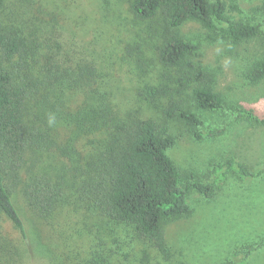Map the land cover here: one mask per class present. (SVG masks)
Segmentation results:
<instances>
[{"label":"trees","instance_id":"1","mask_svg":"<svg viewBox=\"0 0 264 264\" xmlns=\"http://www.w3.org/2000/svg\"><path fill=\"white\" fill-rule=\"evenodd\" d=\"M6 1L13 0H0V10ZM23 1L29 2L35 19L54 33V26H59L62 18L59 12L50 10L48 0ZM129 10L141 21L160 18L165 34L157 48V60L171 72L163 73L166 82L175 76L182 83L179 76L184 75L193 83L196 108L227 109L223 97L201 73L196 69L193 73L183 70L187 57L198 47L181 38L176 30L196 22L214 32L210 37L213 41L240 43L256 38L259 26L233 21L229 12H238L239 8L224 0H129ZM258 10L264 11V0ZM53 41L44 48L37 46L36 40H28L21 31L0 22V264H27L28 256L35 252L49 264H118L117 254L106 249L105 244H91L85 257L77 248L69 254L66 249L59 256L52 245L43 242L38 227V234L29 236L14 200L17 192L31 215L46 225L74 196L76 204H86L94 210L100 225L108 223L126 232L132 242H144L165 254V226L191 214L189 198L193 192L212 199L216 186L231 175L243 181L256 178L248 166L235 159L215 167L217 179L213 183L200 181L194 172L183 177L167 154L175 145L170 128L151 118L142 119L135 112H122L101 91L97 65L88 59L68 61L66 54L59 58L61 53L57 49L62 46L58 40ZM137 70L139 74H148L142 57L138 58ZM172 71L176 73L173 75ZM247 77L252 84L264 80V60L256 62ZM164 82L146 85L141 95L153 106L165 102L160 108L165 121L202 126L197 115L173 99ZM68 89L84 93L80 105L65 109L62 117L66 129L79 134L75 140L79 149L72 153H80L81 159L73 170L71 186L40 165L49 153H70L57 145L52 122L41 119L45 106L49 121L60 118L48 102L52 94ZM243 115L264 124V119L250 111H241ZM225 132V128H208L206 132H197L196 137L217 138ZM257 251L258 247L245 246L235 255H246L247 259Z\"/></svg>","mask_w":264,"mask_h":264},{"label":"rangeland","instance_id":"2","mask_svg":"<svg viewBox=\"0 0 264 264\" xmlns=\"http://www.w3.org/2000/svg\"><path fill=\"white\" fill-rule=\"evenodd\" d=\"M224 1L239 8L238 12H229L233 21L259 26L256 38L240 43L213 41L210 37L214 32L196 22H188L176 30L181 38L198 47L187 57L183 70L193 73L196 69L223 97L227 109L219 111L196 108L192 100L193 83L184 75L179 76L182 83L175 76L166 82L163 73L170 71L157 60V48L165 34L161 20L159 17L151 21L136 19L129 10V0H48L50 10L59 12L62 18L61 24L58 21L59 26H54V33L35 19L28 8L29 2H5L0 10L3 26L14 27L43 48L58 40L62 46L57 49L61 53L57 55L59 58L66 54L68 61L88 59L97 65L101 91L122 112H135L142 119L151 118L169 127L175 145L167 154L183 177L194 172L200 181L213 183L217 179L215 167L231 159L248 166L256 176L247 181L235 175L227 177L216 186L212 199L193 192L189 198L191 214L165 226L168 244L165 254L144 242H132L126 232L108 223L100 225L94 210L86 204L82 207L76 204L74 196L67 200L53 222L46 225L31 215L17 192L14 200L29 236L37 235L38 227L43 242L52 245L59 256L66 249L69 254L77 248L85 257L91 244L96 247L105 244L106 249L117 254L118 264H239L243 260L245 264H264V124L247 115L241 116V111L246 110L264 119V80L252 84L247 77L253 65L264 60V11L258 10L262 0ZM139 57L145 61L148 74H139ZM162 82L168 84L176 102L203 121L202 126L165 121L160 112L165 102L153 106L141 95L146 85ZM83 94L70 89L52 94L48 105L52 110L55 108L54 115L58 112L60 118L49 121L48 106L44 107L41 118L52 122L57 145L70 153H49L40 165L53 176L61 177L66 186H71L73 170L81 158L80 153H72L79 149L75 145L79 134L66 129L62 117L65 109L80 105ZM208 128H225L226 132L217 138L196 137L197 132H206ZM245 246L258 247V251L247 259L246 255L236 256ZM27 264L49 263L35 252L28 256Z\"/></svg>","mask_w":264,"mask_h":264}]
</instances>
